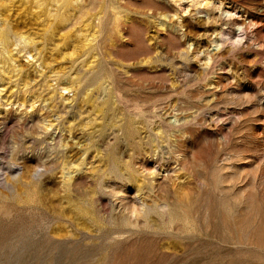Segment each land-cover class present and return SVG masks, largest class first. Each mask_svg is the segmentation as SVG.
<instances>
[{
	"label": "rangeland",
	"instance_id": "rangeland-1",
	"mask_svg": "<svg viewBox=\"0 0 264 264\" xmlns=\"http://www.w3.org/2000/svg\"><path fill=\"white\" fill-rule=\"evenodd\" d=\"M0 264H264V0H0Z\"/></svg>",
	"mask_w": 264,
	"mask_h": 264
}]
</instances>
